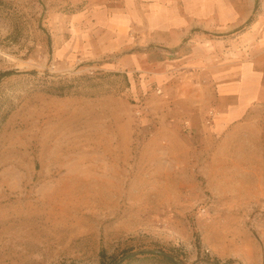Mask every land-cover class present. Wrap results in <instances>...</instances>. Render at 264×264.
I'll use <instances>...</instances> for the list:
<instances>
[{
  "label": "rangeland",
  "instance_id": "obj_1",
  "mask_svg": "<svg viewBox=\"0 0 264 264\" xmlns=\"http://www.w3.org/2000/svg\"><path fill=\"white\" fill-rule=\"evenodd\" d=\"M4 1L0 264H264V133L210 86L264 0Z\"/></svg>",
  "mask_w": 264,
  "mask_h": 264
},
{
  "label": "crops",
  "instance_id": "obj_2",
  "mask_svg": "<svg viewBox=\"0 0 264 264\" xmlns=\"http://www.w3.org/2000/svg\"><path fill=\"white\" fill-rule=\"evenodd\" d=\"M249 1L254 9L257 0ZM245 37L249 44L243 48L244 52L222 65L210 84L213 121L218 128L250 124L252 132L259 135L264 133V14Z\"/></svg>",
  "mask_w": 264,
  "mask_h": 264
},
{
  "label": "trees",
  "instance_id": "obj_3",
  "mask_svg": "<svg viewBox=\"0 0 264 264\" xmlns=\"http://www.w3.org/2000/svg\"><path fill=\"white\" fill-rule=\"evenodd\" d=\"M5 6H7L6 1L0 0V10H2ZM251 21V18H249L246 21V24ZM15 71H8V72H0V81L2 78L10 76L11 74H15ZM179 252L181 253V250L179 248H174L173 252ZM105 252L104 250L99 253L101 262L104 258ZM177 256H172L169 253L165 252H139L138 254H129L127 252H124L122 254L121 260H115L114 257L111 256L107 264H180L177 259ZM120 261V262H119ZM204 264H221L220 262L216 260H209V261H204ZM230 261H227V263L223 264H230Z\"/></svg>",
  "mask_w": 264,
  "mask_h": 264
},
{
  "label": "bare ground",
  "instance_id": "obj_4",
  "mask_svg": "<svg viewBox=\"0 0 264 264\" xmlns=\"http://www.w3.org/2000/svg\"><path fill=\"white\" fill-rule=\"evenodd\" d=\"M22 235V234H21ZM21 237V236H20Z\"/></svg>",
  "mask_w": 264,
  "mask_h": 264
}]
</instances>
